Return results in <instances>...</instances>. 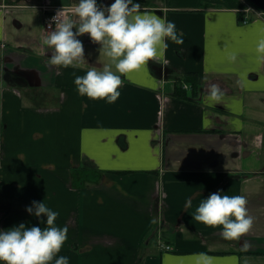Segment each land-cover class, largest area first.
I'll use <instances>...</instances> for the list:
<instances>
[{"label": "crops", "instance_id": "0c3cea01", "mask_svg": "<svg viewBox=\"0 0 264 264\" xmlns=\"http://www.w3.org/2000/svg\"><path fill=\"white\" fill-rule=\"evenodd\" d=\"M78 2L0 0V231L46 227L26 212L36 201L68 228L57 257L69 264H264V13L244 12L247 0H134L141 14L174 22L184 43L169 40L162 60L121 76L108 104L74 84L90 67L115 72L86 34L77 37L84 64L48 62L44 16ZM189 73L199 92L184 85L186 99L176 98L175 81ZM78 169L101 175L76 187ZM218 191L248 201L254 223L239 240L192 219Z\"/></svg>", "mask_w": 264, "mask_h": 264}, {"label": "clouds", "instance_id": "9594fccd", "mask_svg": "<svg viewBox=\"0 0 264 264\" xmlns=\"http://www.w3.org/2000/svg\"><path fill=\"white\" fill-rule=\"evenodd\" d=\"M140 9L141 4L134 0H114L107 7L97 0H79L73 5L71 16L62 10L57 12L52 18L55 30L43 41L54 50L48 62L64 68L84 64L83 43L77 37L88 35L101 46L100 50L115 72L105 65L102 71L90 67L84 76L73 73L77 92L90 100L116 102L124 83L121 76L145 68L148 61L162 60L169 40L177 45L184 43L183 33L177 30L174 22L141 14ZM256 51L257 59L264 62V40L259 41ZM207 94L211 100L219 101L222 91L219 85L210 84ZM247 203L244 196L222 195L218 191L200 202L192 219L211 228H222L221 236L225 240H239L249 233L254 223ZM191 206L189 198L185 207ZM26 212L37 218L46 217V227L27 228L21 223L0 231V264H52L53 261L54 264H69L68 257H57L68 238V228L55 225L59 213L36 201ZM242 247L247 249L249 245L245 242Z\"/></svg>", "mask_w": 264, "mask_h": 264}, {"label": "trees", "instance_id": "16d2710c", "mask_svg": "<svg viewBox=\"0 0 264 264\" xmlns=\"http://www.w3.org/2000/svg\"><path fill=\"white\" fill-rule=\"evenodd\" d=\"M239 20L242 21V18H240L239 15ZM8 77L13 81V78H15V74L13 73H8ZM177 79V78H176ZM178 81H175L176 84L175 89H174V96L176 98H180V99H186V93L183 90V86L184 85H188L189 88L191 89V92L193 95H196L199 90L200 87L198 85V77L195 73H189L187 75H184L182 78H178ZM72 184L76 187H84L86 185V183H96V180L98 181L101 173L98 171H89V170H74L72 172ZM96 179L95 181H90L92 179Z\"/></svg>", "mask_w": 264, "mask_h": 264}, {"label": "built area", "instance_id": "2783aa9c", "mask_svg": "<svg viewBox=\"0 0 264 264\" xmlns=\"http://www.w3.org/2000/svg\"><path fill=\"white\" fill-rule=\"evenodd\" d=\"M71 7H59V8H53L51 9L50 11H48V14H46L44 16V23H43V27H44V30L46 32H50L51 30L55 29L56 25L55 23H52V18L57 14V12L61 11L68 15L70 12H71ZM250 11H255L252 7H248L245 12H250ZM262 13L259 12L257 13L258 16H260ZM248 19L245 18L243 21L244 23L247 21ZM93 42V41H92ZM165 250H169L170 248L165 246L164 247Z\"/></svg>", "mask_w": 264, "mask_h": 264}, {"label": "water", "instance_id": "95a60500", "mask_svg": "<svg viewBox=\"0 0 264 264\" xmlns=\"http://www.w3.org/2000/svg\"><path fill=\"white\" fill-rule=\"evenodd\" d=\"M250 4L264 12V0H247Z\"/></svg>", "mask_w": 264, "mask_h": 264}, {"label": "rangeland", "instance_id": "374dc122", "mask_svg": "<svg viewBox=\"0 0 264 264\" xmlns=\"http://www.w3.org/2000/svg\"><path fill=\"white\" fill-rule=\"evenodd\" d=\"M56 8H59V7H56ZM68 15H72V12H70ZM55 29H53V30H51L50 32H52V31H54ZM86 39H87V41H90V42H92V40L89 38V36L88 35H86ZM73 174V173H72ZM72 174H71V177H72ZM170 250V249H169ZM166 251H168V250H166Z\"/></svg>", "mask_w": 264, "mask_h": 264}]
</instances>
